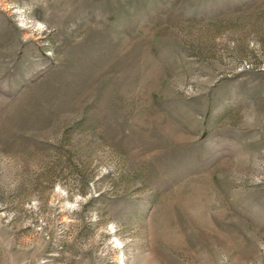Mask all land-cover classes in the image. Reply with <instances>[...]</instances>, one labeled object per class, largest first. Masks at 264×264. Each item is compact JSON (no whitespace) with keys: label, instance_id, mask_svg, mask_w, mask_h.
Segmentation results:
<instances>
[{"label":"rangeland","instance_id":"1","mask_svg":"<svg viewBox=\"0 0 264 264\" xmlns=\"http://www.w3.org/2000/svg\"><path fill=\"white\" fill-rule=\"evenodd\" d=\"M0 264H264V0H0Z\"/></svg>","mask_w":264,"mask_h":264}]
</instances>
